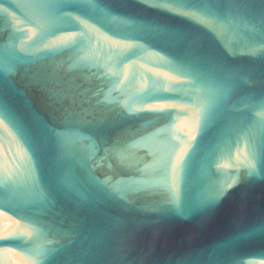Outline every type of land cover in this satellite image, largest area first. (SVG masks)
Returning <instances> with one entry per match:
<instances>
[{"label":"water","instance_id":"water-1","mask_svg":"<svg viewBox=\"0 0 264 264\" xmlns=\"http://www.w3.org/2000/svg\"><path fill=\"white\" fill-rule=\"evenodd\" d=\"M0 264H264V0H0Z\"/></svg>","mask_w":264,"mask_h":264}]
</instances>
